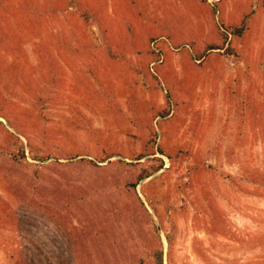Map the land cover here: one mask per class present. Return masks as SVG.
Masks as SVG:
<instances>
[{
  "label": "rangeland",
  "instance_id": "obj_1",
  "mask_svg": "<svg viewBox=\"0 0 264 264\" xmlns=\"http://www.w3.org/2000/svg\"><path fill=\"white\" fill-rule=\"evenodd\" d=\"M0 264H264V0H0Z\"/></svg>",
  "mask_w": 264,
  "mask_h": 264
},
{
  "label": "trees",
  "instance_id": "obj_2",
  "mask_svg": "<svg viewBox=\"0 0 264 264\" xmlns=\"http://www.w3.org/2000/svg\"><path fill=\"white\" fill-rule=\"evenodd\" d=\"M154 45H155V43H154ZM154 45H153V48H154ZM166 113H167V112H164L163 114L165 115ZM156 136H157V135H156ZM153 140H154V143L156 144V142H155L156 138H154ZM153 140H152V141H153ZM159 148H160L159 151L163 150V148H162L160 145H159ZM161 152H162V151H161ZM162 153H163V152H162ZM161 165H163V163H161ZM146 176H147V175H144V176H142V177H146ZM142 177H141V178H142Z\"/></svg>",
  "mask_w": 264,
  "mask_h": 264
}]
</instances>
